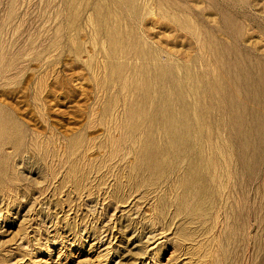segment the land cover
<instances>
[{
	"label": "rangeland",
	"instance_id": "obj_1",
	"mask_svg": "<svg viewBox=\"0 0 264 264\" xmlns=\"http://www.w3.org/2000/svg\"><path fill=\"white\" fill-rule=\"evenodd\" d=\"M0 264H264V0H0Z\"/></svg>",
	"mask_w": 264,
	"mask_h": 264
}]
</instances>
